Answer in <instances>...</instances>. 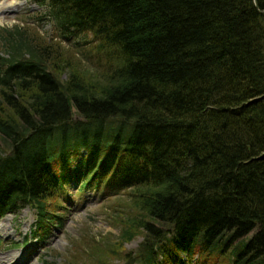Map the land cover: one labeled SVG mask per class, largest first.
Here are the masks:
<instances>
[{
    "label": "trees",
    "instance_id": "obj_1",
    "mask_svg": "<svg viewBox=\"0 0 264 264\" xmlns=\"http://www.w3.org/2000/svg\"><path fill=\"white\" fill-rule=\"evenodd\" d=\"M39 3L111 61L90 79L31 23L0 27V216L30 205L45 233L76 174L129 196L108 256L142 235L126 264H264V0Z\"/></svg>",
    "mask_w": 264,
    "mask_h": 264
},
{
    "label": "rangeland",
    "instance_id": "obj_2",
    "mask_svg": "<svg viewBox=\"0 0 264 264\" xmlns=\"http://www.w3.org/2000/svg\"><path fill=\"white\" fill-rule=\"evenodd\" d=\"M39 1L0 0V27L21 24V21L31 23L29 26L45 41L52 39L59 45L58 53L62 57H70L69 64L75 65L80 75L90 79H103L105 70L109 67L108 62L111 61L110 54L91 49L96 41L89 32L59 37V31L51 20L43 14L41 19H37L45 10V6ZM71 44L79 49L78 53L66 46ZM80 57L82 61L78 60ZM67 69L64 68L61 73L62 79H66L72 70L69 67ZM80 153H84V150ZM105 189L108 188L104 183L96 182L80 186L77 175H69L62 190L57 191V203L47 202V207L55 209L61 216H53L54 220L47 225V231L43 234L36 225V209L30 205L26 204L18 211L1 216L0 256L9 253L14 257L3 260V264H97L96 256L107 257L108 261L112 258L114 264H126L124 253L136 252L143 236L136 235L125 241L122 255L108 256L104 246L115 241L120 234L127 215L124 206H127L129 196L124 193L115 195L116 197L107 196L104 195ZM59 202L62 204H58ZM249 236L246 235V240ZM182 255L186 257V253L183 252ZM89 256L91 260L88 259ZM196 256L197 254L193 258ZM218 256L216 261L209 257L205 263L224 264V258Z\"/></svg>",
    "mask_w": 264,
    "mask_h": 264
},
{
    "label": "bare ground",
    "instance_id": "obj_3",
    "mask_svg": "<svg viewBox=\"0 0 264 264\" xmlns=\"http://www.w3.org/2000/svg\"><path fill=\"white\" fill-rule=\"evenodd\" d=\"M4 256H0V264H3V260H5V259H7V258H9V257H12V258H14L13 256H12V254H7V253H4L3 254ZM24 264V263H23Z\"/></svg>",
    "mask_w": 264,
    "mask_h": 264
}]
</instances>
